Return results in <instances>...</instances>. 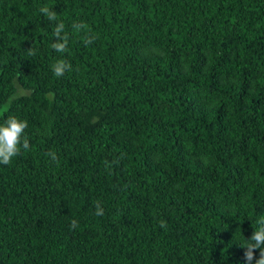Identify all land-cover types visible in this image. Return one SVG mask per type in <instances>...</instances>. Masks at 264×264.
Segmentation results:
<instances>
[{"label":"trees","instance_id":"16d2710c","mask_svg":"<svg viewBox=\"0 0 264 264\" xmlns=\"http://www.w3.org/2000/svg\"><path fill=\"white\" fill-rule=\"evenodd\" d=\"M9 116L29 148L0 163V264H247L264 218V0H0Z\"/></svg>","mask_w":264,"mask_h":264},{"label":"clouds","instance_id":"9594fccd","mask_svg":"<svg viewBox=\"0 0 264 264\" xmlns=\"http://www.w3.org/2000/svg\"><path fill=\"white\" fill-rule=\"evenodd\" d=\"M39 12L50 22H57L58 17L54 10L48 6H42ZM72 28L75 32H80L86 28V25L80 22H73ZM54 42L51 44V48L59 53H65L68 51L69 35L65 31V25L63 21H58L53 29ZM96 39V36L85 32L84 43L90 45ZM29 57L36 55L35 49L31 46L28 48ZM71 70V64L67 61L60 59L52 65V71L56 77L64 75L66 71ZM27 127V122L18 119L15 116H9L3 124H0V163L10 164L12 158L18 156L21 152V147L25 150L29 148V141L24 137V130ZM52 160H57L54 152L46 153ZM96 215H102L103 209L97 203ZM258 227L254 228L250 237L245 238L244 242L240 243V246L244 248V259L247 264H264V218L258 221ZM77 221L71 222V227H76ZM161 227H165V222L161 221ZM259 249V258H255L254 250Z\"/></svg>","mask_w":264,"mask_h":264}]
</instances>
